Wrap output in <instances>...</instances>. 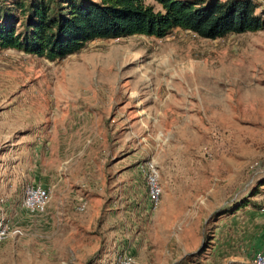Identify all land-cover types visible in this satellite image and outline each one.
<instances>
[{"label": "rangeland", "instance_id": "obj_1", "mask_svg": "<svg viewBox=\"0 0 264 264\" xmlns=\"http://www.w3.org/2000/svg\"><path fill=\"white\" fill-rule=\"evenodd\" d=\"M255 1L264 16V0ZM193 126L216 132L205 140ZM121 130L139 157L151 152L134 198L115 190L93 218L88 207L60 209L59 193L44 212L24 206L26 188L62 160L65 140L102 135L111 150ZM224 132L226 143L208 141ZM151 162L163 190L157 205ZM7 173L24 177L18 187L0 184V216L12 226L0 264H118L120 255L131 264H255L264 233L244 243V208L212 216L264 187V30L97 39L56 60L0 50V178Z\"/></svg>", "mask_w": 264, "mask_h": 264}, {"label": "trees", "instance_id": "obj_2", "mask_svg": "<svg viewBox=\"0 0 264 264\" xmlns=\"http://www.w3.org/2000/svg\"><path fill=\"white\" fill-rule=\"evenodd\" d=\"M257 10L255 0H0V50L56 60L97 39L163 38L175 29L218 39L264 30V16ZM261 192L255 189L212 218L217 221L249 205L263 209L251 198Z\"/></svg>", "mask_w": 264, "mask_h": 264}, {"label": "crops", "instance_id": "obj_3", "mask_svg": "<svg viewBox=\"0 0 264 264\" xmlns=\"http://www.w3.org/2000/svg\"><path fill=\"white\" fill-rule=\"evenodd\" d=\"M136 119L137 117L128 119L124 118V116H119L118 121L119 123L127 122L130 124V122H133L134 124ZM199 129V127L193 126L196 135L202 132L198 137H202L205 140L209 139L210 132H216L215 129L211 130L210 127L208 130L202 129L199 131ZM125 133V131L122 132L121 130L118 132V136L113 138L111 150L106 149L102 135H99L100 138L96 143L92 140L94 138L93 136L91 138L87 137L88 133H85L88 139L84 138V133H82L83 140L78 145H71L70 142L65 140L64 145H61V148H64L63 156L60 158L62 160L53 163L50 162L48 177H42L41 179L37 177L39 180H33L34 185H42L48 188L51 195L50 202L57 193L63 195L65 203L60 202V209L70 211L71 214H73V211L76 212L75 206L77 203L85 199L88 203L87 207L89 208V212L92 213L91 218L94 217L95 212L102 210V207H97V204H102L103 206L102 202H104V198L109 194L112 195L115 190H117L118 194L123 195V189H126L128 197L133 196L135 194V185L133 182L136 180L138 172L140 173L138 165L142 163L147 165L152 159H149L151 152L145 153L144 157H139L134 143L126 137ZM129 134L131 135V133ZM227 135L224 132L223 136L218 137L216 133H213V136L210 135L211 139L208 141L214 143L220 139V142L226 143L228 139ZM90 148H92V151L88 156ZM14 163L17 167L21 161L17 157L14 162L11 164L7 163L6 165L10 168ZM62 169H64L63 174L61 173ZM23 177L24 174L22 176L17 175L16 178H13L7 173L1 176L0 184L3 186L10 185V187H18L19 183L23 181ZM118 186L122 189H118ZM261 190L262 192L255 196L253 200L264 206V187ZM243 208L244 213L247 214L244 220V243H247L255 238L258 230L264 233V208L259 210L250 205L244 206ZM79 214L81 213H77V215ZM86 215L88 216V213ZM72 225L74 224L72 223ZM74 226L78 227L76 223ZM86 226V222L82 225L80 223L79 228L81 229Z\"/></svg>", "mask_w": 264, "mask_h": 264}, {"label": "built area", "instance_id": "obj_4", "mask_svg": "<svg viewBox=\"0 0 264 264\" xmlns=\"http://www.w3.org/2000/svg\"><path fill=\"white\" fill-rule=\"evenodd\" d=\"M147 183L149 188V199L152 204L157 205L161 200L162 186L159 182V171L154 163L148 164ZM51 199L48 188L42 185H30L24 193V206L31 212H44L49 205ZM88 203L85 199L80 200L75 206L77 212L86 210ZM12 226L8 219L0 216V242L4 241L11 233ZM118 264H131V259L128 256L120 255L117 259ZM255 264H264V253H257L254 257Z\"/></svg>", "mask_w": 264, "mask_h": 264}]
</instances>
